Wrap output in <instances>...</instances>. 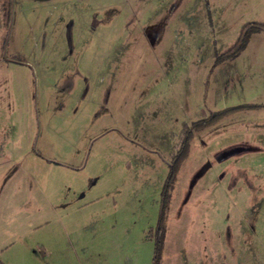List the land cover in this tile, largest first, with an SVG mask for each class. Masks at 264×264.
Here are the masks:
<instances>
[{
  "label": "rangeland",
  "instance_id": "1",
  "mask_svg": "<svg viewBox=\"0 0 264 264\" xmlns=\"http://www.w3.org/2000/svg\"><path fill=\"white\" fill-rule=\"evenodd\" d=\"M264 0H13L0 22V264H264ZM170 184V185H169Z\"/></svg>",
  "mask_w": 264,
  "mask_h": 264
},
{
  "label": "trees",
  "instance_id": "2",
  "mask_svg": "<svg viewBox=\"0 0 264 264\" xmlns=\"http://www.w3.org/2000/svg\"><path fill=\"white\" fill-rule=\"evenodd\" d=\"M12 1L13 0H0V22L7 29L10 24L11 14H12ZM258 31H264V23L259 22H248L245 23L240 31L239 35L234 43L226 51L221 54H214L212 61V68L217 64L235 58L238 53L243 49L245 42L248 37ZM264 107V104H245L225 108L220 111L210 112V115L201 119L193 120L188 123H182L179 137L177 139L176 150L170 155V161L172 163L169 165V171L167 178L171 184V179L174 176L178 165L180 162L186 157L189 147V140L193 137V134L205 128H208L221 120L223 117L228 116L229 112L241 111V110H255L258 108ZM169 184V185H170ZM170 186L165 189V194L162 197V204L159 212V217L156 226V235H155V243L153 249L152 256V264H159L161 260V253L163 247V240L165 234L164 220H165V212L169 204L170 200Z\"/></svg>",
  "mask_w": 264,
  "mask_h": 264
}]
</instances>
